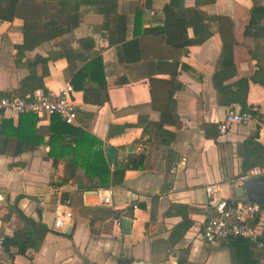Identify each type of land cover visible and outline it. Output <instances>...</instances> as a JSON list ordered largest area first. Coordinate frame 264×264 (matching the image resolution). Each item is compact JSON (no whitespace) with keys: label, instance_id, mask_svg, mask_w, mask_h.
Returning a JSON list of instances; mask_svg holds the SVG:
<instances>
[{"label":"crops","instance_id":"crops-1","mask_svg":"<svg viewBox=\"0 0 264 264\" xmlns=\"http://www.w3.org/2000/svg\"><path fill=\"white\" fill-rule=\"evenodd\" d=\"M92 2L18 0L11 6L19 14L0 20V92L29 93L30 86L21 85L29 73L26 58L50 56L44 85L54 91L72 82L91 57L101 58L100 81L88 77L79 83L83 88L74 90L76 132L65 141L74 147L80 138L82 156L100 148L105 155L104 147L112 145L119 151L118 164L144 153L143 167L130 164L121 180L111 184L113 205H103L95 190L81 189L87 183L84 168L72 166V154L64 164H53L48 143L52 116L37 117L39 144L17 147L8 132L7 153L0 146L3 210L7 213L15 204L49 231L38 250L13 254L0 264H127L137 259L149 264H238L235 243H208L203 232L219 198L248 200L236 193L250 172L242 173L240 144L254 137L264 145V85L256 81H264V0H116V11L107 16ZM166 5L186 21L201 14L198 25L206 26L209 37L194 45L193 25L187 22L193 44L168 42L162 32ZM33 7L41 14L34 21L29 18ZM62 9V18L49 16ZM24 16L33 25L59 18L64 28L67 23L78 26L44 37L20 57ZM186 39L182 35L181 42ZM242 98L247 109H257L256 119L220 135L218 122L229 108L242 109ZM19 118L3 119L17 126ZM59 121L54 118L56 126ZM26 122L25 134L33 138L32 117ZM208 185L216 186L214 196ZM60 198L72 200L73 219L66 228L53 223ZM130 214L131 230L125 233L121 220ZM253 223L264 229V212ZM4 224L9 235L23 226L17 213L7 214ZM70 226L73 231L67 233ZM249 248L250 259L261 263L263 250Z\"/></svg>","mask_w":264,"mask_h":264},{"label":"trees","instance_id":"trees-1","mask_svg":"<svg viewBox=\"0 0 264 264\" xmlns=\"http://www.w3.org/2000/svg\"><path fill=\"white\" fill-rule=\"evenodd\" d=\"M65 2L66 0H62ZM94 4L98 5L97 12L101 13L105 16L109 14L110 11H116V0H112L110 5H106L105 0H92ZM18 0H0V20L12 19L15 14H19L18 10H16L11 6H16ZM9 4V5H8ZM254 12V10H251ZM164 26L162 27V32L167 35V40L170 43L179 46H187L192 43V41L188 38L187 35V22L193 25V31L196 37V41L194 45H198L205 41L210 32H208L207 28L203 24H199V21H202L201 14H193L188 19V21L183 20L181 14H177L176 11L172 8L171 5H166L164 8ZM251 12V16H253ZM45 13L42 10V14ZM65 14V10L62 9L55 13L49 14L51 18L59 17ZM41 14H39V10L34 8L30 11L29 18L31 20H35V18L39 19ZM27 16H24L25 22L23 26V33L25 36L24 43L18 46V54L21 57L23 51L32 50L38 47L46 37L51 38L57 36L65 31H71L77 28L78 24H68L66 28L62 25L63 19L57 18L56 21L54 19H47L46 22L39 25H33V23H27ZM180 21V24H176L173 22ZM184 21V24H183ZM186 21V23H185ZM253 21V20H252ZM255 22V21H253ZM252 22V23H253ZM106 25L105 23H103ZM182 27V29L179 28ZM250 28V26H248ZM182 35H185L186 42H181ZM193 44V43H192ZM50 60V56L36 55L32 58H26L25 65L29 69L28 75L22 80L21 85L30 86V92L35 91L40 88H45L44 78L49 74V66L48 61ZM102 64L101 58L97 56L91 57V60L84 63V65L80 68V70L75 74L74 78H72L74 89L79 90L82 85L79 84L82 81H85L86 78L92 79V81H100L99 75L102 74ZM255 79V78H254ZM264 85V81L256 80ZM71 82V83H72ZM102 83V82H100ZM105 86V83L101 84ZM84 87V86H83ZM82 87V88H83ZM11 93L0 92V98L2 96H8ZM27 94V93H26ZM25 95V94H23ZM243 108L242 110H250L251 108H246V101L240 99ZM255 112V111H254ZM257 112H255L256 114ZM31 116L33 120V129L32 134L33 138L28 137L25 134V123L28 117ZM53 122H51V129L49 134L48 143L51 146L49 156L53 159V164L57 167L60 163L64 164L65 158L67 155L72 154V166L74 167H83L87 183H84L81 186V189L88 190H97L99 187L113 185L116 182H119L122 178V174L125 170L130 168V164H133L134 169H141L144 164V153L140 154L138 157L128 158L127 163L123 161L117 165V167L112 170L110 164L107 162L105 155L102 149H94L92 153L82 156L79 154V147L81 146L79 143V139L77 137L75 143L76 146L73 147L72 143L65 141V137L67 135L73 134L76 131L75 128L71 124L66 123L63 118L58 115H52ZM54 118L60 119L58 125L54 123ZM37 121V115L32 112H26L20 114L19 123L17 126L13 125V122L10 119H3L2 125L0 127V146L2 149V153H7L8 147V139L9 133L11 132L16 138L17 147H30V145L39 144L42 138H37L35 123ZM10 130V131H9ZM146 128H144L143 133H145ZM93 143L98 147L102 145L101 141L98 139H93ZM240 153L242 154V173H247L251 171V169L255 167H263L264 166V145L258 142L254 137L250 140L244 141L240 144ZM19 150H16L15 153H18ZM59 170V169H57ZM58 172V171H57ZM97 177L96 181L91 180L93 177ZM264 207V205H263ZM17 213L18 217L23 224V226L15 231L13 235L7 234V243L15 247V254H23L27 249H31L36 251L40 248L43 243V239L46 233L49 231V228L44 223H35L31 218L25 216L19 208L13 204L8 208L5 217L7 214L12 215ZM232 243H235L238 251L236 253V260L238 264H260V262L251 260V251L253 249L249 248L248 240L245 238H236L229 239ZM245 260V263L242 261Z\"/></svg>","mask_w":264,"mask_h":264},{"label":"built area","instance_id":"built-area-1","mask_svg":"<svg viewBox=\"0 0 264 264\" xmlns=\"http://www.w3.org/2000/svg\"><path fill=\"white\" fill-rule=\"evenodd\" d=\"M73 84L65 82L58 90L32 91L25 95L10 94L0 98V121L7 116L20 115L32 112L38 118L60 115L63 120L71 125L77 122V106L73 101ZM256 108L250 110L229 108L222 120L218 122L219 134L224 135L232 131L239 124H249L256 119ZM264 174L263 167H255L246 177ZM207 192L214 196L215 185H208ZM99 202L103 205H113L115 189L112 185L95 190ZM4 195L0 193V261L10 258L15 254V247L7 243V232L5 231V214L3 208ZM136 207V204H134ZM71 198H60L54 209L53 223L55 228H66L73 219ZM264 207L250 200H231L219 198L204 225L203 236L206 242L216 243L229 239L245 238L249 247L263 250L264 252V229L253 223L254 219ZM264 259V253H263ZM130 264H149L145 260H133ZM174 264H177L176 262ZM264 264V260L260 263Z\"/></svg>","mask_w":264,"mask_h":264},{"label":"water","instance_id":"water-1","mask_svg":"<svg viewBox=\"0 0 264 264\" xmlns=\"http://www.w3.org/2000/svg\"><path fill=\"white\" fill-rule=\"evenodd\" d=\"M132 149L133 146H130L129 150ZM104 151L108 162L112 165L113 168H116L118 165L119 157L118 149L113 147L112 145L107 144L104 147ZM236 193L239 197L245 195L247 196L248 200L264 205V174L244 178L243 185L237 188ZM131 218L132 214L127 217H123L121 220V227L125 233H129L131 230ZM71 231H73L72 226L67 229V233H71Z\"/></svg>","mask_w":264,"mask_h":264}]
</instances>
